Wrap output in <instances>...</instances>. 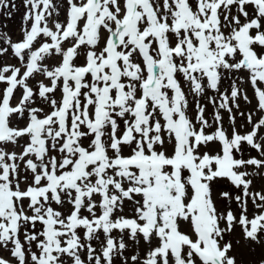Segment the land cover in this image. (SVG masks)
<instances>
[{"label": "snow or ice", "instance_id": "snow-or-ice-1", "mask_svg": "<svg viewBox=\"0 0 264 264\" xmlns=\"http://www.w3.org/2000/svg\"><path fill=\"white\" fill-rule=\"evenodd\" d=\"M22 5L0 264H264V0Z\"/></svg>", "mask_w": 264, "mask_h": 264}, {"label": "rangeland", "instance_id": "rangeland-1", "mask_svg": "<svg viewBox=\"0 0 264 264\" xmlns=\"http://www.w3.org/2000/svg\"><path fill=\"white\" fill-rule=\"evenodd\" d=\"M15 3L17 4V9L12 11L11 17L12 16H16V17L22 19V16H23V13H24V8H23V5H22V0H15ZM4 11L7 12V9H4ZM7 23L8 22H6V25H7ZM8 25L11 27L10 24H8ZM19 32H20V30L17 31V33H19ZM19 38H20V35L18 37H15L14 40L19 39ZM250 95H251V93H250ZM226 126H227V124H226ZM256 258H258V256Z\"/></svg>", "mask_w": 264, "mask_h": 264}, {"label": "trees", "instance_id": "trees-1", "mask_svg": "<svg viewBox=\"0 0 264 264\" xmlns=\"http://www.w3.org/2000/svg\"><path fill=\"white\" fill-rule=\"evenodd\" d=\"M2 10H3V9H0V15H1V13L3 12ZM0 17H1V16H0Z\"/></svg>", "mask_w": 264, "mask_h": 264}]
</instances>
